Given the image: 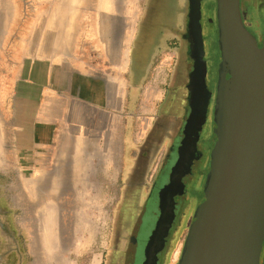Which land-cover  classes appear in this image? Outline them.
<instances>
[{
  "label": "crops",
  "instance_id": "crops-1",
  "mask_svg": "<svg viewBox=\"0 0 264 264\" xmlns=\"http://www.w3.org/2000/svg\"><path fill=\"white\" fill-rule=\"evenodd\" d=\"M42 1L33 0L32 11L25 7L33 19L27 29H18L21 33L13 57L18 69L11 77L17 79L12 89H5L0 105L8 113L6 118L0 116V138L8 143L6 155L13 159L15 183L24 189L17 197L19 202L14 198L22 206L27 201L36 204L35 198L47 193H53L48 200L52 201L57 193L61 198L66 196L69 188H85L86 181L95 180L101 169L110 172L116 164L117 102L113 94L124 34L117 29V20H111L109 5L99 0L72 7L59 4L64 0L54 4ZM158 69L162 73L167 69L165 83ZM154 74L155 82L144 90L141 102H136L137 97L132 102L126 90L122 128L136 111L140 117L134 118L137 136L145 132L149 118L163 101L169 64L162 60L146 84ZM144 124V132L138 134L136 126ZM118 162L119 168L120 154ZM26 173L35 177L31 191L23 182ZM13 187L17 189L15 184ZM41 187L46 188L43 196L36 191ZM48 218L51 225L42 224L40 216L24 218L32 227L31 232L27 227L24 235L38 255L35 264H59L51 239L58 231L52 225L56 218Z\"/></svg>",
  "mask_w": 264,
  "mask_h": 264
},
{
  "label": "flooded vegetation",
  "instance_id": "flooded-vegetation-1",
  "mask_svg": "<svg viewBox=\"0 0 264 264\" xmlns=\"http://www.w3.org/2000/svg\"><path fill=\"white\" fill-rule=\"evenodd\" d=\"M211 5L212 0H201L197 10L203 52L192 38L189 0H146L142 6L126 78L132 102L162 60L169 64V74L163 101L145 132L137 136L131 118L121 129L120 181L98 264L170 260L176 232L191 204L186 191L203 181L210 156L218 64ZM240 10L247 30L261 41L264 0H240ZM7 202L1 201L0 264H9L11 255L23 264L29 242Z\"/></svg>",
  "mask_w": 264,
  "mask_h": 264
},
{
  "label": "water",
  "instance_id": "water-1",
  "mask_svg": "<svg viewBox=\"0 0 264 264\" xmlns=\"http://www.w3.org/2000/svg\"><path fill=\"white\" fill-rule=\"evenodd\" d=\"M215 2L218 64L210 156L176 264H260L264 256V37L258 41L247 30L240 0ZM200 3L189 0V26L203 52L197 23Z\"/></svg>",
  "mask_w": 264,
  "mask_h": 264
},
{
  "label": "rangeland",
  "instance_id": "rangeland-1",
  "mask_svg": "<svg viewBox=\"0 0 264 264\" xmlns=\"http://www.w3.org/2000/svg\"><path fill=\"white\" fill-rule=\"evenodd\" d=\"M57 0H43L42 3L54 4ZM68 0L61 1L59 4H65ZM146 0H99L100 4L109 5L111 20L115 18L118 22L119 32L123 33L122 48L126 51V66L124 70L118 69L116 85L121 89V97L117 102L116 107V119H117V134H116V164L108 169L110 172L101 169L95 176V180L86 181L87 187L76 188L67 190V195L60 197L59 193L55 195V200L46 202L45 206L55 214L56 219L52 222L53 228H57L55 234L51 237L52 242L56 245L57 252L61 257V264H98L101 253L105 247L106 236L110 218V208L112 202L116 197L119 185V172H118V159L120 154V138L121 128L124 113L126 115V78L128 76L129 67V55L131 50L132 41L136 31V24L140 18L142 6ZM163 1V0H162ZM91 3V0H77L76 5H83L84 3ZM33 0H0V105L2 104L5 89H12V84H15L16 77L11 78L16 70L17 63L13 59L15 56V47L19 40L20 31L18 29L28 28L32 21V12L27 13L25 7L28 6V11H32ZM215 0H212L210 6V12L212 14V27L213 32H216L215 25ZM24 10V12H23ZM260 25L264 28V11L259 15ZM123 27V28H122ZM131 29V36L129 37L128 31ZM215 33H213L214 38ZM24 37L21 36L20 43ZM215 40L217 41L216 35ZM157 74L162 75L160 80L165 83V78L168 73L167 69H163V73L158 69ZM146 84H143L140 88V96L138 101L141 102V96L147 87L151 86V83L155 82L156 75ZM16 78V79H15ZM161 87V86H160ZM142 89V90H141ZM138 97V94H137ZM7 109H0V116L7 117ZM139 111V105L137 107V113ZM131 118L137 116L136 111H132ZM138 119L140 117L137 116ZM132 119V120H133ZM151 118H149L150 121ZM134 121V120H133ZM135 122V121H134ZM145 124L138 127L137 132L140 134L144 132ZM1 137V135H0ZM7 142H3L0 138V214L2 211L3 199L8 201L7 206L9 212L14 213L13 218L16 219V224L20 226L28 227L24 222V218L31 216H38L35 207L37 204H31L27 201L25 206L17 205V202L23 193V188L18 186L17 173L14 167H12L13 159L10 154L6 155ZM6 155V156H5ZM189 158L188 161L189 162ZM109 168V167H107ZM206 175V173H205ZM203 181L195 185V187L186 191L187 195L192 196L191 204L185 215V219H182V223L179 230L176 232L175 239L178 242L176 249L172 252L168 264H176L179 259L183 240L186 235V231L190 222V218L194 212L196 204L201 196V191L204 183ZM16 185L17 189H14L13 185ZM20 187V188H19ZM19 189V190H18ZM23 203V202H22ZM25 204V203H23ZM7 210V209H6ZM50 214V212H49ZM48 211L43 214L41 223L48 224ZM51 216V215H50ZM53 217V216H52ZM18 228V227H17ZM30 232L32 227L30 226ZM63 230V232L60 231ZM18 230V229H17ZM27 230V229H25ZM29 231V230H28ZM31 235V233H30ZM64 244V247H60L59 239ZM25 242H29L28 237ZM30 250L29 252L27 249ZM1 248V244H0ZM26 250L25 261L23 264H35L37 261L36 254L33 253L31 242L29 245L24 246ZM178 254H176V251ZM12 256V255H11ZM10 256L8 263L17 264V257L12 258ZM14 256V255H13ZM29 259V261H28ZM60 264V263H59ZM260 264H264V257H261Z\"/></svg>",
  "mask_w": 264,
  "mask_h": 264
},
{
  "label": "bare ground",
  "instance_id": "bare-ground-1",
  "mask_svg": "<svg viewBox=\"0 0 264 264\" xmlns=\"http://www.w3.org/2000/svg\"><path fill=\"white\" fill-rule=\"evenodd\" d=\"M67 2V1H66ZM76 2H77V0H68V2L67 3H65V4H67L68 6H74V5H76ZM128 35H129V37L131 36V29L128 31ZM126 51H123V53H121L120 54V57H119V62H118V68L120 69V70H124V68H125V66H126ZM113 97H114V100H116V102H118L119 100H120V97H121V89L119 88V86L118 85H116V89H115V91H114V94H113ZM21 138H23V136H21ZM24 185L26 186V188L29 190V191H31V190H33V185H34V183H33V181H34V174H29V173H26V174H24ZM44 189H46V188H39L38 190L36 189V191H38V193H40V196H43L41 193L43 192L42 190H44ZM55 192H57L58 191V188L57 189H55L54 190ZM52 195H53V193H47L44 197H42V198H38L37 196V198H35L38 202H36V204H37V206L35 207V211H36V213H37V215H38V217L40 216V217H42L43 216V214H46L47 213V211H48V215L50 216H53L54 217V219L56 218L55 217V214L52 212V211H50L49 210V206L46 208V202H48V200L50 199V198H52ZM49 212H50V214H49ZM39 220V219H38ZM39 222V221H38ZM47 225H51V223H50V220H49V218H48V224ZM56 236H57V234H56ZM59 240V246L60 247H64V244H63V242H62V238H61V240H60V238L58 239ZM176 254H178V251H176ZM56 260H59V263L61 264V257L59 256V258L58 259H56ZM61 261V262H60ZM57 263H58V261H57Z\"/></svg>",
  "mask_w": 264,
  "mask_h": 264
},
{
  "label": "trees",
  "instance_id": "trees-1",
  "mask_svg": "<svg viewBox=\"0 0 264 264\" xmlns=\"http://www.w3.org/2000/svg\"><path fill=\"white\" fill-rule=\"evenodd\" d=\"M139 96H140V93H138V97H137V100H136V102L138 101V99H139ZM23 228V233L21 234V236H23V234H24V230L25 229H27L28 230V228L27 227H25V226H23L22 227ZM22 238V237H21ZM178 243V242H177ZM177 243L176 244H174V246H173V248H172V251H171V253L174 251V249H176V247H177ZM167 264H168V262H167Z\"/></svg>",
  "mask_w": 264,
  "mask_h": 264
}]
</instances>
